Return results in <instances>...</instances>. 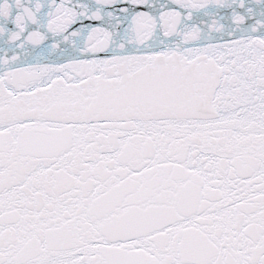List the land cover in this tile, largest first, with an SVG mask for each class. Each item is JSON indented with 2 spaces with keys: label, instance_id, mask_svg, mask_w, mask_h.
Masks as SVG:
<instances>
[{
  "label": "snow or ice",
  "instance_id": "snow-or-ice-1",
  "mask_svg": "<svg viewBox=\"0 0 264 264\" xmlns=\"http://www.w3.org/2000/svg\"><path fill=\"white\" fill-rule=\"evenodd\" d=\"M0 264H264V0H0Z\"/></svg>",
  "mask_w": 264,
  "mask_h": 264
}]
</instances>
